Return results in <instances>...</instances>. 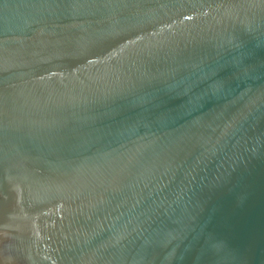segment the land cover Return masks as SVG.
<instances>
[{
  "label": "water",
  "instance_id": "1",
  "mask_svg": "<svg viewBox=\"0 0 264 264\" xmlns=\"http://www.w3.org/2000/svg\"><path fill=\"white\" fill-rule=\"evenodd\" d=\"M0 264H264V0H0Z\"/></svg>",
  "mask_w": 264,
  "mask_h": 264
}]
</instances>
